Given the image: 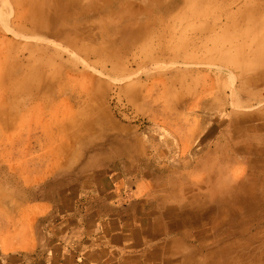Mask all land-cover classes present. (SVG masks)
Wrapping results in <instances>:
<instances>
[{
  "label": "rangeland",
  "instance_id": "obj_1",
  "mask_svg": "<svg viewBox=\"0 0 264 264\" xmlns=\"http://www.w3.org/2000/svg\"><path fill=\"white\" fill-rule=\"evenodd\" d=\"M192 1L188 7H176L169 18L191 17L198 11L201 22L208 24V16L220 23L210 24L207 30L200 21L188 18L178 33L172 31L163 41L147 42L173 49L182 59L155 61L128 73L101 76L107 84L101 108L110 117L106 129L98 121L84 123L87 130L80 137L82 144H74L79 137L75 138L63 154L49 150L56 144L45 143L50 128L46 131L35 126L28 134L20 133V145L32 149L0 160L3 252L31 253L41 234L50 228L51 207L44 203L51 198L57 216L75 195L74 181L90 184L91 174L108 169L120 175L119 181L140 185V196L146 197L149 206L151 203L152 213L164 218V234L178 226V234L172 233L179 236L182 251H194L195 264H264V247L252 238L264 233V218L253 222L251 234L226 231L213 235L203 228L188 229L175 215L185 207L193 185L215 177L242 183L244 189L254 187V197L258 195L264 202V68L254 71L248 63L256 40L264 39V19L255 14L230 29L236 9L246 0L232 7L231 0ZM10 19L7 14L0 17V35L7 38H11ZM234 36L237 42L232 45L229 41ZM16 40L47 45L84 69L83 59L66 55L65 46L51 38L30 39L19 34ZM184 72L190 75L183 76ZM125 86L138 91L122 93ZM58 142L68 143L63 138ZM171 157H176L177 166ZM222 169L225 172L219 174ZM66 187L71 191L60 193ZM165 237L171 238V233Z\"/></svg>",
  "mask_w": 264,
  "mask_h": 264
},
{
  "label": "bare ground",
  "instance_id": "obj_2",
  "mask_svg": "<svg viewBox=\"0 0 264 264\" xmlns=\"http://www.w3.org/2000/svg\"><path fill=\"white\" fill-rule=\"evenodd\" d=\"M240 2L231 0L229 7ZM192 3V0H0V17L7 14L12 26L8 29L11 38L0 35V160L4 156L27 154L32 148L20 145V133L28 134L35 126L46 131L50 128L45 143L56 144L54 150L48 148L55 154L70 149L75 138L79 137L74 144H82L80 137L87 130L84 123L98 121L106 129L110 117L101 108L107 84L101 76L128 73L133 67L151 66L166 59H182L173 49L162 44L149 46L147 42L163 41L172 31L178 33L188 18L200 21V26H206L207 30L210 24L220 23V19L208 16L205 19L208 24L201 22L198 11L191 17L181 14L169 18L176 7L185 8ZM235 13L230 29L238 21H250L255 14L264 19V0H246ZM19 34L30 39L43 36L55 40L65 46L66 55L83 59L84 69L75 67L68 57L47 45L17 41ZM229 42L233 45L237 38L234 36ZM256 53H264V39H257L255 50L248 55L254 71L264 68V55L255 56ZM182 75L189 76L190 72ZM127 91L137 93L138 89L125 86L122 93ZM59 138L68 143L62 145ZM224 172L222 169L219 174ZM254 195V187L244 189L242 183L210 178L192 186L185 207L176 210L175 215L184 220L186 227L203 228L208 234L226 231L251 234L253 222L264 218V202ZM252 238L259 239L260 248L264 247L261 240L264 233Z\"/></svg>",
  "mask_w": 264,
  "mask_h": 264
},
{
  "label": "crops",
  "instance_id": "obj_3",
  "mask_svg": "<svg viewBox=\"0 0 264 264\" xmlns=\"http://www.w3.org/2000/svg\"><path fill=\"white\" fill-rule=\"evenodd\" d=\"M170 160L173 166L179 163L176 157ZM90 179V184L74 181L75 195L57 216L48 199L44 204L51 207L50 228L41 234L36 248L28 254L0 249V264L196 263L194 251L188 249L186 254L180 249V238L172 233L177 225L162 232L164 218L152 213L151 203L140 196V185L119 181L120 175L108 169ZM70 191L66 187L60 193ZM169 233L171 238L165 237Z\"/></svg>",
  "mask_w": 264,
  "mask_h": 264
}]
</instances>
